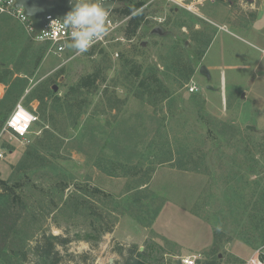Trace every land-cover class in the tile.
I'll return each mask as SVG.
<instances>
[{"label":"rangeland","instance_id":"374dc122","mask_svg":"<svg viewBox=\"0 0 264 264\" xmlns=\"http://www.w3.org/2000/svg\"><path fill=\"white\" fill-rule=\"evenodd\" d=\"M122 6L144 11L134 36L125 34L131 15L113 12L104 52L84 54L67 47L54 53L18 19L0 15V73L8 69L0 120L17 102L37 115L28 143L9 140L12 151L0 161V178L13 186L9 201L20 213L18 237L0 236V264H47L35 250L44 234L71 238L56 244L59 264H120L114 249L129 245L148 264H176L186 255L203 264L215 246L219 264H245L264 246V126L257 125L264 111L239 118L232 101L242 104L246 89L264 97V0ZM221 22L229 31L256 22L263 35L252 45L219 29L205 61L220 67L207 79L199 53ZM95 69L105 81L69 93ZM56 72L51 97L42 104L31 99V90ZM148 74L158 81L141 84ZM193 84L197 92L188 91ZM206 84L220 110L207 105ZM108 224L111 232L104 231Z\"/></svg>","mask_w":264,"mask_h":264},{"label":"trees","instance_id":"16d2710c","mask_svg":"<svg viewBox=\"0 0 264 264\" xmlns=\"http://www.w3.org/2000/svg\"><path fill=\"white\" fill-rule=\"evenodd\" d=\"M222 1V0H218ZM126 2L124 0L122 2V5ZM114 12L119 13L121 16H126V15H131L128 19L126 28H125V34L128 39H130L140 25L144 21V11L140 10L133 14L132 8L129 6H121L115 9H112ZM209 43V42H208ZM207 43V45H208ZM206 45V47H207ZM94 48H91L89 50L90 53L94 52ZM99 52H104L103 48L99 49ZM204 50L199 53L200 58L202 57ZM43 53H39L37 57L34 60V64H38L40 59L42 58ZM133 73L135 76L140 75V68L137 67L136 69H133ZM8 74V69L4 70L3 73H0V82L3 81L4 77ZM60 73L56 72L53 76H49L45 78L43 81L38 83L30 93L31 99H37L40 104L44 103L45 99H48L51 97V86L55 82L54 77L58 76ZM193 74V68L189 69L188 76ZM153 78L154 82H157L158 79L155 77L154 74H148L143 76L141 79V84L144 81H148ZM151 79L150 81L153 82ZM105 81V76L100 75V70L95 69L94 71L85 74L81 76L78 81L74 84L71 85L70 91H81L85 90L86 92L92 91L93 88H96L97 82H103ZM106 89H104V94H106ZM135 95L139 98L143 97L144 93L143 92H137ZM54 99V98H53ZM9 111V109H7ZM3 120H0V127L3 124ZM231 128V127H229ZM13 191V186H9L8 182L4 179L0 178V236L3 240H10L11 234L13 237H18V230L15 228L16 227V222L19 219L20 213L19 211H16L13 209V206L10 204V194ZM13 194V193H12ZM13 203V202H12ZM257 225V224H256ZM104 231L106 232H111L112 231V224H108L107 227L104 228ZM218 233V232H216ZM215 233V234H216ZM216 235H215V241L216 242ZM71 241V238L69 237H63L60 235H42V238L36 243V253L37 255L42 258L44 261L47 262V264H59L61 261V255L56 248V244H61L65 245L68 242ZM136 246L134 245H129L128 247H122L118 246L114 250L117 251L121 255V261L120 264H148L145 262L141 256L142 252H139L137 250ZM216 246L211 248L208 254H213L215 256L216 254ZM2 251L0 249V257L2 256ZM207 257L206 260L204 261L203 264H219L218 260L216 257ZM26 258V252L22 251L21 252V261H23ZM8 261L7 263H9ZM83 264V263H80Z\"/></svg>","mask_w":264,"mask_h":264},{"label":"built area","instance_id":"2783aa9c","mask_svg":"<svg viewBox=\"0 0 264 264\" xmlns=\"http://www.w3.org/2000/svg\"><path fill=\"white\" fill-rule=\"evenodd\" d=\"M124 0H118L122 3ZM179 3V1H178ZM113 10H109L110 30L116 26L113 20ZM0 14H6L18 19L30 33L33 40L47 43L49 50L54 53H61L66 49V43L70 41V30L60 29L59 19L48 20L41 28L38 34L34 29L28 17L23 14L22 8L14 6V0H0ZM62 22V21H61ZM109 41L108 36L97 42L91 48L105 47ZM90 48V49H91ZM199 87L195 84L188 87L189 92H197ZM37 120L34 111L28 109L22 102H17L8 113L2 128L0 129V161L5 159L6 155L12 151L10 141L15 139L21 143H28V135L33 123ZM9 134L6 138L5 134ZM179 264H197L196 257L192 255L178 256ZM245 264H264V246L256 248L252 255L245 261Z\"/></svg>","mask_w":264,"mask_h":264},{"label":"clouds","instance_id":"9594fccd","mask_svg":"<svg viewBox=\"0 0 264 264\" xmlns=\"http://www.w3.org/2000/svg\"><path fill=\"white\" fill-rule=\"evenodd\" d=\"M118 0H68L70 10L60 21V29L70 30L66 47L75 54H84L110 32L109 8ZM135 14V13H133Z\"/></svg>","mask_w":264,"mask_h":264},{"label":"crops","instance_id":"0c3cea01","mask_svg":"<svg viewBox=\"0 0 264 264\" xmlns=\"http://www.w3.org/2000/svg\"><path fill=\"white\" fill-rule=\"evenodd\" d=\"M0 15L2 16L4 14H0ZM256 24H257L256 22H252L246 26H242V25L234 26L235 30H233V31L232 30L229 31V29L225 28V22L224 23L221 22L220 24H217V30L214 33V35L212 36V39L209 42V45L205 48V50L202 54V57L200 59L199 73L202 72L201 74L205 75L207 77V79H210L211 72L214 71L215 69H218V67H220L219 63H208L205 61L206 56L210 51L209 47L212 44L214 38L219 33V29L228 32L231 36H233L234 38H236L240 41L249 42L250 44L255 45L257 43V38L263 35V31H262L263 28L258 27ZM236 30H238V32H241L242 34H244L247 38H248V36H250L252 38V41L249 39H248L249 40L248 41V40H246L247 38L245 39V38L241 37L238 33H236ZM222 54H223V51H221L220 56H222ZM195 74H197V73H195ZM0 86H3V85L0 83ZM205 89H206L205 95L207 97V105L210 103L213 105L214 108H217L218 110H220V107H218L217 105H214V103L211 101L212 100L211 97L209 96L208 91H214V87L210 84H206ZM220 92H221V96L223 98V102H225L224 96H226V84H225V80H224L223 76L221 77ZM224 92H225V94H224ZM236 93L240 94L241 91H239V92L236 91ZM256 96H257V94L255 92L251 96V92L246 89L242 93V96H238L241 99L242 104H239L234 99H233V101L231 100L233 103V108L239 110V113H238L239 118H243L244 116H247V113H249L250 110H255V117L258 118L260 116V113H262L264 111V97L258 99ZM257 125L264 126V124H261L260 121H259V124H257Z\"/></svg>","mask_w":264,"mask_h":264},{"label":"water","instance_id":"95a60500","mask_svg":"<svg viewBox=\"0 0 264 264\" xmlns=\"http://www.w3.org/2000/svg\"><path fill=\"white\" fill-rule=\"evenodd\" d=\"M14 6L22 8L23 14L30 20L35 34H38L42 26L50 19L62 21L63 16L71 7L68 0H14ZM121 6L122 3L117 2L114 8L110 7L108 10ZM112 260L109 258V262ZM175 263L179 264V261L175 260Z\"/></svg>","mask_w":264,"mask_h":264}]
</instances>
